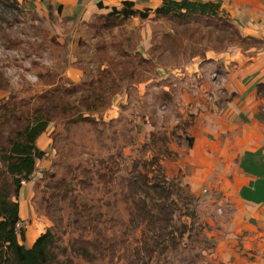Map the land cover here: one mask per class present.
I'll list each match as a JSON object with an SVG mask.
<instances>
[{
    "label": "rangeland",
    "instance_id": "obj_1",
    "mask_svg": "<svg viewBox=\"0 0 264 264\" xmlns=\"http://www.w3.org/2000/svg\"><path fill=\"white\" fill-rule=\"evenodd\" d=\"M90 20L72 27L51 11L45 16L37 13L29 3L0 1V101L10 107L0 109V129L23 125L28 112L38 111L36 107L51 116L45 132L48 146L40 148L44 155L37 159V173L25 185V200H30L34 214L22 222L25 233L32 228L38 235L51 228L64 244L76 234L72 212L82 202L104 217L108 235H120L128 221L127 180L134 175L136 159L142 163L154 153L164 155L166 179L176 176L184 186L175 149L182 146L183 119L188 116L180 113L174 93L198 89L191 63L199 60L197 67L203 63L211 72L228 74L238 65L230 60L232 55L249 57L264 48V38L246 35L236 26L179 23L150 12L135 23V27L146 26L148 46L140 55L134 47L139 28L134 33L129 22L106 28L99 17ZM206 50L211 51L209 59ZM212 50L226 54L224 66ZM214 87L207 93L212 99L222 92L223 82ZM123 89L126 99L111 106L112 94ZM77 113L93 118L79 119ZM163 140L171 154L159 150ZM5 142L0 133V146ZM184 194H179L174 222L191 228L180 243L153 261L213 264L209 250L215 247V239L206 233L215 224H202L212 209L200 197L190 201ZM140 231L139 227L130 237V251L140 241ZM74 260L85 264L78 257ZM124 263L127 257L118 264Z\"/></svg>",
    "mask_w": 264,
    "mask_h": 264
},
{
    "label": "crops",
    "instance_id": "obj_2",
    "mask_svg": "<svg viewBox=\"0 0 264 264\" xmlns=\"http://www.w3.org/2000/svg\"><path fill=\"white\" fill-rule=\"evenodd\" d=\"M16 1L29 3L43 16L51 11L73 27L97 19L111 7L119 8L126 0ZM130 1L140 10L154 9L162 3V0ZM211 1L228 13L240 31L264 38L263 0ZM137 18L133 16L122 23L129 22L134 33L139 28L140 38L134 47L143 55L148 46L146 26L135 27ZM210 52L205 51L208 59ZM212 52V56L224 66L226 54ZM230 60L238 65H234L228 74L224 70L211 72V68L203 63L197 67L199 60L191 63L199 86L194 91L183 89L174 93L180 113L188 116L183 119L182 146L175 151L190 193L200 197L213 210L202 223L207 225L214 221L215 224V228L206 233L207 238L212 236L215 239V247L209 250L214 256L213 264H264V48L249 57L232 55ZM219 81L223 82L222 92L214 93L213 99L209 98L207 93L216 89L214 85ZM220 94L224 95L223 98ZM126 96V89L112 94L111 106L125 100ZM184 134L191 137L190 146L184 142ZM46 136L43 134L37 142L41 149L48 146ZM29 182L22 184L18 196L21 220L34 214L30 200H25L28 192L25 185ZM33 230L36 232L31 228V233L30 230L25 233L26 246L37 236Z\"/></svg>",
    "mask_w": 264,
    "mask_h": 264
},
{
    "label": "trees",
    "instance_id": "obj_3",
    "mask_svg": "<svg viewBox=\"0 0 264 264\" xmlns=\"http://www.w3.org/2000/svg\"><path fill=\"white\" fill-rule=\"evenodd\" d=\"M0 1L19 4L16 0ZM150 12L179 23L199 21L216 27L236 26L228 13L211 0H162L158 7L142 10L126 0L119 8L111 7L99 19L103 27L109 28L133 16L147 18ZM220 13L229 17L224 18ZM0 104L4 111L10 108L6 101H0ZM36 110L28 112L24 124L18 128L0 129L6 138L5 146H0V264H81L74 260L75 257L85 264H118L124 257H127L126 264H158L153 260L170 246L180 243L183 234L191 228L190 224L178 226L174 222L173 213L178 207L179 194L183 192V198L194 199L187 183L180 186V179L176 176L166 179L161 162L164 155L159 153L152 154L142 163L138 162L139 159L134 161V175L127 180L129 216L119 236L108 235L104 217L95 211L93 205L82 202L80 207H73L71 224L76 234L66 244L51 228L41 231L28 246L24 244L26 229L19 215L18 196L22 181H30L37 171V159L44 155L37 142L51 122V116L39 107ZM88 115L90 117H82L79 113L78 118L92 120L91 114ZM2 116L0 114V118ZM183 139L186 145H191V137L184 134ZM158 148L164 154H171L166 140L161 141ZM191 214L193 217L192 211ZM139 227L141 239L130 251V237Z\"/></svg>",
    "mask_w": 264,
    "mask_h": 264
},
{
    "label": "built area",
    "instance_id": "obj_4",
    "mask_svg": "<svg viewBox=\"0 0 264 264\" xmlns=\"http://www.w3.org/2000/svg\"><path fill=\"white\" fill-rule=\"evenodd\" d=\"M22 183H24V181H22Z\"/></svg>",
    "mask_w": 264,
    "mask_h": 264
},
{
    "label": "clouds",
    "instance_id": "obj_5",
    "mask_svg": "<svg viewBox=\"0 0 264 264\" xmlns=\"http://www.w3.org/2000/svg\"><path fill=\"white\" fill-rule=\"evenodd\" d=\"M25 182V181H24Z\"/></svg>",
    "mask_w": 264,
    "mask_h": 264
}]
</instances>
